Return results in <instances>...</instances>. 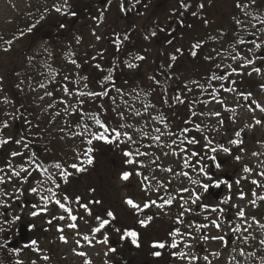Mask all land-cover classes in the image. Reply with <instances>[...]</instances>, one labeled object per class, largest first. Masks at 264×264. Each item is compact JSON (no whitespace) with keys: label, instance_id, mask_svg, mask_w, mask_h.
Listing matches in <instances>:
<instances>
[{"label":"rangeland","instance_id":"rangeland-1","mask_svg":"<svg viewBox=\"0 0 264 264\" xmlns=\"http://www.w3.org/2000/svg\"><path fill=\"white\" fill-rule=\"evenodd\" d=\"M198 1L190 0L188 29L185 28L183 32L179 29L174 35L167 36L168 33H166V37H162L160 35L162 27L159 24L155 40V36L151 35L152 31L145 28L147 26L149 28L150 25V20H147L148 15H144V18L140 19L135 18L132 20L130 18L127 21L119 16V13H123L120 10L121 0H111L110 4L103 5L92 4V0H67V4L65 0H0V129L3 128V122L7 121L9 127L3 128L6 133H10L12 129H19L22 134H25V124L19 114V100L27 101L28 105L32 104V107H35L37 112L44 116L45 121H48V124L43 123L44 128L41 132L48 133L45 135L49 146L48 152L44 153L45 149L42 150L43 146H39L42 138H37L33 145L27 144L28 147L22 156L12 157L11 153L14 151L22 153L24 150L22 147L24 145L23 142L21 144L14 142L12 144L14 145L13 147H6L5 153L3 155L0 154V169H3V171H0V176L5 178V183L0 184V208L8 206V194L14 193L15 195L19 184L23 185L24 191L26 189L32 200L38 201V205L45 204V201L41 199L42 196H51L48 189L51 188L54 191V186L49 187V181L48 183L43 179L40 181L37 175L32 174V166L35 167V164L29 163L32 159H35L36 163H40L38 159L43 158V156L58 157L62 163H65V171L70 170V165L75 164V162L80 163L81 167H88L83 154L78 152L85 149L88 140L86 137L90 136L91 132L100 131L95 122L90 119V116L94 115L92 112L101 113L98 108L100 96L89 97L87 95H79V93L101 92L100 90L97 91V88L92 85V80L95 81L97 79L95 77L96 74H99L102 80L109 81V79L103 77V74L108 69L107 59L110 56L111 43H107L106 33L111 36L118 30L120 32L123 30L121 28L123 24L127 22L129 25L127 27L132 28L133 33L131 36L134 40L125 45L123 44V49L118 55L120 60L115 63L117 75L113 79L114 84L108 85L111 94L110 96H104V99L109 100L108 104L113 110L102 104L103 109L111 117L103 120V122L109 124L112 119V122L118 125L119 129H117L121 132L130 133L136 143L133 144L121 136L119 141L109 143L110 147L100 145L96 140H93V144L90 146L94 150L92 152L93 156L96 155L98 157V155L103 153L104 163L106 164L105 169L110 173L107 177L112 176L114 178L112 180L113 184L110 185L111 195L109 196V202H111V199L116 202L113 201L115 203L112 204L113 206L109 205L111 210H118L122 213L126 209L132 215L144 217L148 211H153L152 208L154 206L147 208L149 210L141 214L140 211L138 212L136 209L131 208L125 201L132 199L142 207L146 201L156 200L157 203H162L163 201L160 197L166 199L169 195L175 196L176 200L171 206H165L164 209L155 207L157 211L153 213L155 214L153 215L154 218L152 217L154 228L151 230L156 235L157 233L159 234L158 236L160 237L158 238L169 237L161 233L160 230L165 231L164 227L170 224L172 226L178 224L176 222L177 216L183 211L180 207L182 201L179 197L182 195L187 199L189 196V193H179L178 190L182 187H188L196 188L200 195L205 192L197 185L191 184L188 178L183 176L173 177L172 173L162 171L161 168L170 167L174 172L187 171L192 179H198L202 183H209L210 181L202 174L198 175L191 168L182 169L183 160L181 157L183 154L179 152V148L186 147L189 152L195 150L202 155L207 153L209 156L226 157L228 159L227 166L218 168V171L219 173L225 171L230 173L232 169H236L235 173H233V179L230 181L232 188L229 190L227 184H223L224 190L219 199L215 201L211 198L209 201L211 206L224 208L226 210L225 213L222 215L213 213L211 208L208 211L200 209L201 213L198 212L197 214L185 213L183 217L184 223H179V225L183 228L185 225L183 233L192 231L193 236L196 238L191 239L181 235L180 237H183V239H180L182 241L177 252L183 251L200 258L192 261V264H206L203 260L205 255L209 257L211 264H260V258L264 256V246H261L259 241L264 239V229H261L257 224H253L249 229V233L255 239H249L248 243H242L233 239V234L227 225L225 217L231 219L233 223H239L236 220L238 208L233 207V205H239L240 208L245 210L249 223H252L251 217H255L259 223L264 224V201L257 199L256 206L250 204V200L256 199V197L252 196L253 191L259 195H264V187L257 188L251 184V179H261V182L264 183V178H258L255 173L248 174L243 172L245 165L256 171H264V112H261L259 108L250 103V101L254 100L264 107V60L258 59V57H261L260 53H258L259 50L251 43L255 41L261 45V48H264V24H262L261 28H243L242 26L245 24V21L242 20L243 14L238 13L237 15L232 9L229 12L232 4L227 0L206 1L207 8L201 20L198 12H196ZM71 2L79 5L90 2L93 14L97 12L98 15H101V11H103V17L102 19H100V16L92 18V16L84 14V18L80 19L76 24L78 30L76 39L69 34L57 38L54 36L53 29L56 28V23L60 24L65 21L64 15L68 13ZM125 6H128L127 2H125ZM158 6L163 14L164 4H159ZM56 7H60L61 12H57L55 10ZM144 11L151 12L147 8ZM193 12L197 14L193 16ZM165 15L159 16L162 22L163 20L164 22L166 21ZM237 21H241V23L238 24ZM105 27L109 29L108 32L105 31ZM127 27L124 29L125 31H127ZM30 28L31 31H29ZM224 30L229 36H226ZM193 31L196 32L195 36L192 35ZM245 36H252V40L246 41ZM240 40H244L245 43H239ZM8 41H11V44L7 43ZM197 42L201 44V47L193 49V45ZM232 42L234 43L233 48L231 47ZM218 47L222 50H231L230 54L224 56L220 51L218 52ZM5 49L8 50L5 51ZM177 49H180V51H177ZM249 49L253 51L249 52ZM192 51L197 54L193 56L191 54ZM125 52L126 54L124 55ZM261 52L264 53V49ZM137 55L144 57L142 62L156 61V59L157 61H167L168 59L172 60V56H176L173 72L178 77H182L177 81L178 92L173 93L171 90L173 87L170 85L172 83L158 81L159 83L153 84L155 97L151 98L148 92V85L141 79L143 74L139 72L140 69L137 70V61L140 60L137 59ZM233 55H236L237 59L233 60ZM212 56L217 58L215 60L207 59V57ZM240 57L253 59L255 63L248 67H241L244 60ZM182 59L185 61H182ZM72 61H75V63ZM129 64L136 66L130 68L128 67ZM97 65L100 67L98 68ZM218 65L227 71L228 76H224L226 78L223 79L225 82V84L223 82L225 85L224 90L219 94H211L212 92L207 91L206 86L212 87L217 84L216 87L219 90L222 88L221 83L218 84L216 80L208 79V73H215L214 69H217ZM253 67H260L261 73L252 72ZM70 68L74 71L71 72ZM60 69H62L61 75H59ZM233 69L236 71L233 72ZM69 72H71L72 77L66 79L64 76L66 73L70 75ZM249 72H252V74L249 75ZM158 73L155 72L154 75L162 77V73L160 71ZM90 74L92 75L90 76ZM85 77L87 79H84ZM26 81L28 82L26 83ZM59 82L64 83L71 95L65 93L64 87H59ZM238 82H241V86ZM147 83L149 84L150 81H147ZM50 85L52 89L49 87ZM163 87L168 92H163ZM117 89L120 91L118 92ZM226 89L234 90L228 91ZM23 90L26 94H18L22 93L21 91ZM47 93H51V95ZM248 93H251V96L246 101L241 94L246 95ZM172 95L178 97V99L173 101L171 111L163 110L160 107V102L166 104L164 99ZM5 99H7V102H5ZM122 101L124 102L121 105ZM77 103L82 104V106L86 105V103L87 105L83 109L85 115L82 117V121L80 122L77 119V124L80 123L82 127L77 126L76 131H74L71 127L72 124L70 125V123H73L71 118L72 110L70 109H73L75 104L77 107ZM192 104L196 105L193 110L190 109ZM145 105H150V107L145 109ZM137 111L141 115H136ZM119 113H123V117ZM193 113H196V115H193ZM215 113H219V115L217 116ZM127 116L129 119H127ZM189 119L190 123L187 122ZM257 120L262 123L257 124ZM85 124L89 125L87 131L83 127ZM197 124L200 125V131H196ZM121 125H132V127L121 128ZM46 126L47 128L45 129ZM156 128H160L161 133H163L160 142L143 137L144 132L148 133L149 136L158 135L155 131ZM140 129L142 131H138ZM184 129H188V131L183 132L182 130ZM61 130L65 132L59 133L58 131ZM170 132L175 135H169L168 133ZM237 132L240 133L239 137L236 136ZM29 133L31 134L32 132L29 131ZM17 135L15 140L20 139L21 133ZM185 136L188 138L195 137L200 143L197 145H180L179 139H183ZM59 138L60 141H62L61 138H72L68 144L71 147L66 148L67 145H60L59 142L54 141ZM77 139L79 140L77 141ZM173 140H176L177 143L173 144ZM208 140H211L212 144L206 147ZM232 140L242 141V143L234 145L230 143ZM163 144L171 147L161 146ZM148 145H151L152 148L148 147ZM221 145L229 148L230 153H225L221 149ZM210 147L217 148V151L212 153ZM106 148L109 151H104ZM137 148L141 152L149 153L147 156L134 155L132 157V159L143 161L144 165H146L145 167H140L135 163H126L129 157L124 156L123 153L125 151L135 153ZM8 149L11 151H8ZM33 153H35V157H33ZM164 153H168V155H164ZM253 153H257V155L254 156ZM77 154L79 155L78 157L76 156ZM236 156H240L241 159L237 161L235 159ZM156 157H159L156 161V164L160 165L159 168L156 167V164L151 163ZM196 159L194 157L193 162ZM81 161H84V163L81 164ZM208 161L205 159L203 163L207 165ZM9 162L11 163V168L8 167ZM135 166L145 171V173L141 172V176H148V185H152L148 191H142L139 199L137 194H134L138 193L139 189L137 188L138 190L132 192L127 186L129 184L127 182H131L137 187L135 179L139 175H135L137 172V169H134ZM21 168H27L31 172L29 179L32 180L35 177L27 187L23 179L27 175L25 172H21L20 177L12 176L13 170L20 171ZM48 170L57 174L62 172L59 169H55L54 166H51ZM74 170L75 172L77 171L76 169ZM125 171L131 173L128 180L121 178ZM206 171H208L207 168ZM58 175L61 177V174ZM9 176H11L10 180L8 179ZM244 176H247L248 179H242L241 183L237 185L235 181ZM62 179L65 178L63 177ZM221 179L217 173L216 180ZM143 182L144 179H142ZM158 184L164 185L159 191H157ZM34 187L38 190L36 193L31 192ZM240 191L246 194L244 200L238 199ZM82 194L85 195V191ZM101 196L99 200H102ZM229 196L232 199L227 204L221 203ZM94 200L98 201L95 198ZM47 203H53V198ZM202 203L198 201V204ZM186 207L193 208V205H186ZM96 210L94 212L100 215L101 210L99 208ZM205 215L208 216L209 220L220 215L224 232L228 234L226 236V239L229 240L228 247H223L220 241L209 240L204 242L200 239L203 235H220L221 233L215 228L209 226V228L201 229L197 232L195 228L188 227L191 222L195 224L207 223L208 221L204 219ZM0 218L3 219L4 217L0 215ZM63 222L65 220H61L58 223L61 225ZM160 223L163 224L160 225ZM171 238L170 236L169 239ZM185 244H191V247H185ZM240 248H243L245 253L255 252L256 256L254 258L240 256ZM233 249L236 250L234 251ZM101 252V249L97 250L99 255H101ZM213 253L217 255H212ZM172 264H189V260L175 257Z\"/></svg>","mask_w":264,"mask_h":264},{"label":"flooded vegetation","instance_id":"flooded-vegetation-1","mask_svg":"<svg viewBox=\"0 0 264 264\" xmlns=\"http://www.w3.org/2000/svg\"><path fill=\"white\" fill-rule=\"evenodd\" d=\"M206 1L214 0H199L197 3L196 12H198L199 19L201 20L205 14V9L207 8ZM227 1L232 4L229 9V12H231L232 9L233 12L235 11L237 15L238 13L243 14L242 20L245 21V24L242 26L243 28L252 29L254 27L253 25H255L256 28H261L262 24L260 23V21L264 20V0H255V3H253L252 0ZM126 2L128 4L130 0H126ZM185 3L189 4L190 0H185ZM92 4L100 3L99 0H92ZM92 4H90V2H86L79 5L78 3L71 2V4L69 5L68 13L64 15L65 21L62 23L59 22L60 24L56 23V28L53 29L54 36L58 38L59 36L63 37L66 34H69L71 37L76 39L78 33L76 24L80 19L84 18V14L92 16V18L100 16L97 14V12L93 14V10L91 9ZM159 4H164L163 14H166L164 16L166 21L164 22L163 20L164 23L159 17L163 15L158 6ZM201 4H203L202 8L199 7V5ZM238 4L242 5V7H238ZM145 8L151 10V12L144 11ZM72 12H75L76 15H71ZM144 15H148L147 20H150L149 28L148 26L145 27L146 30L149 29L152 32L155 31L157 34V27L160 24L162 27L160 35H162V37H166V33H168L167 36H169L176 34L179 29L182 32L185 28L188 29L190 7L187 10L182 8L180 5V0H142V3L138 4L134 10L119 13V16L121 18H124L126 21L130 18H132V20H134L135 18H144ZM68 20H70L69 23H67ZM61 25H63V27H61ZM247 25H249L250 27ZM127 26L129 25L127 22H125L121 27L123 28V30L119 32V30L117 29L118 34L124 35L128 33L132 28H129ZM126 27L128 28L127 31L124 30ZM105 31L108 32L109 29H106L105 27ZM106 34V41L108 43L110 41V36L108 33ZM248 37L249 41L252 36ZM156 38L157 35H155V40ZM262 49L264 48L258 49V53H260L261 56H264V53L261 52ZM142 61L143 60L137 61V70L140 69L139 72L143 74L141 79H143V82H146V85H148V92L151 98L155 97V90L153 89V84L157 83V81L174 82L179 81L182 78L180 76L178 77L175 72H173V60L168 59L167 61H157L156 59V61ZM182 61L185 60L182 59ZM70 71L73 72L74 70L71 69ZM158 71L162 73V77L154 75V73H158ZM61 72L62 69L59 70V75L62 74ZM71 72H69L70 75L66 73L64 77L66 79H70L72 77ZM147 81H150V83L148 84ZM70 83L72 84V82ZM59 87L65 88L64 83L59 82ZM75 107L76 104L73 107L74 110L70 109L72 110L71 118L73 121V123H70V125L72 124L71 127L74 131H76L77 126L82 127L80 123L77 124V119H79L80 122L82 121V115L79 117L76 116ZM30 111H32L33 113L31 114L26 112V114L29 116H27V118H23V123L25 124L26 130L25 134H22V131H19V129H12L10 133H6L5 130L2 133L1 131L3 130L0 129V140L11 138L10 142L8 144H5L6 147L11 148L14 146L12 144L15 141V137H17V134L19 133H21V137L19 140H22L24 144L26 143L31 145L35 143V140L37 138H42V141L40 142L39 146H43L42 150L45 149L44 153H47L49 146L47 145L48 141H46L47 136L45 134L48 133H42L41 131L44 128L43 123L48 124V121H45L44 116L40 115L39 112H37V109L31 108ZM107 125L109 126V124ZM46 128L47 126L45 127V129ZM29 131H31L32 133L30 134ZM58 132L62 134L65 131L61 130ZM86 138L90 139L91 137L87 136ZM61 140L62 141H60L59 138L55 139L54 141L59 142L60 145H67L66 148L71 147V145L68 144L70 143L72 138H61ZM78 140L79 139H77V141ZM96 142L100 145L110 147L109 143H105L104 141L96 140ZM86 146L85 149L87 150V148L91 145L87 143ZM22 147L24 148V150L22 151L23 153L26 148L24 146ZM85 149L83 151L80 150L78 153H82L83 158L86 160L87 157L85 155ZM8 151L11 150L8 149ZM104 151L109 150L108 148H106ZM0 154H2L1 150ZM76 156L78 157L79 155L77 154ZM91 156L93 157V163L91 165H88V167L85 168V171L75 172L73 168L67 171L70 174L66 177V182L65 179H62V175L61 177H59L58 175L64 172L66 169V167L64 166L65 163H62L58 157L43 156V158L38 159L40 160V163L38 164H41L42 169H48L51 168V166H54V164L56 163H61V168L59 170H61L62 172L58 174L53 173V171L49 170L47 171V173H44L42 170H38L39 172L37 173V169L32 166V174L35 176L37 175V177H39L38 180L42 181L43 179L46 183H48L49 181V187L54 186V192L56 193V196L53 198V203H47L46 211H43V209L45 208V204L38 205V201L35 199L32 200V198L29 197V194H27L26 189L24 191L23 185L21 184H19V186L17 187L15 195L14 193L11 195L8 194V206L5 208H0V215L4 217L3 219L0 218V229H3L2 231H0V245H3V247H0V264H17V262H20V264H85V261H89L90 264L173 263V261L175 260V256H173L172 253L175 251L177 252V249L178 247H180L182 241L180 239H183V237L177 236L175 238L178 242V247L175 249L170 247H166L165 249H156L152 247V244L156 241L171 243L173 238L169 239V233L172 232L175 228H179L181 233H183L185 225L184 228L180 226L179 223L174 226L170 224L169 226L164 227L165 231L161 229L160 232L164 233L165 235H168L169 237H163L165 239H161L158 238L160 237L158 236V233L156 235V233L151 230L154 228L153 219L147 223V226H141L139 223L140 220L147 219L148 216L153 217V215H155L153 214L157 211L155 206L154 208H152L153 211H148L149 209H144L143 211H140L141 214L148 211L144 217L135 214H133V217V215L126 209L125 212L123 210L122 213L118 210L112 211L109 205L115 204L113 203V201L115 200L111 199V202H109V196L111 195L110 185L113 184L112 180H114V178L112 176L107 177L110 173L105 169L106 164L104 163L103 153L102 155H98V157L96 155L93 156V153H91ZM75 164L78 163L75 162ZM78 165H80V163ZM134 169H137V172L140 173L139 177L135 179V181H137V187L131 182H127L129 183L127 186H129L132 192H135L139 189L138 193H134L137 194L139 199L141 197L142 191H145L143 188L148 185V182L144 181L142 183V179H144V176H141V172L145 173L144 170H142L141 168L138 169L136 166L134 167ZM233 170L235 172V169H232V171ZM217 173L219 174L218 169H216V174ZM49 176H51V179H49ZM214 179H217V175ZM32 180L29 179V176L26 180L24 179L26 187L29 186ZM209 183L211 184L212 182ZM57 184H59L58 188L56 187ZM83 191H85V195L82 194ZM128 193H130V191H128ZM134 194L132 195L133 197ZM100 195H102V200H99ZM65 196L68 197V200H64ZM202 197L205 198V201L208 200L204 204L208 205L209 208L215 207L210 205L209 201L211 199V196H207L205 195V193H203L201 194V198ZM94 198L100 201L99 205L97 201L94 200ZM55 199L61 200V202L65 203L67 207L71 208L72 215H75L77 217V220L74 222L71 221L68 217V214L65 213L63 209H61L57 204L54 203ZM82 205H87L88 211H86L85 208L82 207ZM97 208L101 210L100 215L94 212L97 211ZM193 209H195L194 205ZM109 211L114 214V220L111 217L107 216V213ZM33 212H36L38 214L33 216ZM89 212L91 214H89ZM198 212L201 213V210H199ZM60 216L65 217V219H63L65 220V222H63L61 225H59L58 223L59 221H61L60 219H58V217ZM97 216H99L101 219H108L110 221V223L98 233L93 232V229L98 227L100 223V221L96 219ZM16 217H19V219H15ZM49 221H51V223H49ZM69 223H75L77 225V228L72 229L67 227ZM161 224L163 223H160V225ZM20 226H23V229L25 230V240L23 242L19 241L18 238ZM58 228H63V232L58 231ZM126 230H135L138 233L139 247L132 243L130 237L122 238ZM61 235L66 237L67 243L61 241ZM84 235L89 236L91 244L82 239ZM105 236H107V243L98 242L103 241ZM15 240L16 244L12 245L11 243ZM33 240L37 242L35 245L32 244ZM77 240L80 241L79 245L76 243ZM8 244H11V246H8ZM98 249H101V255L97 253ZM109 249H115V251H109ZM155 251H160L161 255L159 257L154 256L152 253ZM80 252H84L86 255L81 256L78 254ZM44 257H47V259H45Z\"/></svg>","mask_w":264,"mask_h":264},{"label":"snow or ice","instance_id":"snow-or-ice-1","mask_svg":"<svg viewBox=\"0 0 264 264\" xmlns=\"http://www.w3.org/2000/svg\"><path fill=\"white\" fill-rule=\"evenodd\" d=\"M104 2H105V4H110L111 0H104ZM125 2H126V0H121L120 7H121V11L122 12H128V11L134 10L138 4L142 3V0H130V2L128 3V7H125ZM252 2L255 3V0H252ZM65 3L67 4V0H65ZM180 5L185 10H187L190 7L189 4L185 3V0H180ZM237 6L238 7H242V5H239V4ZM199 7L202 8L203 4L199 5ZM55 10L57 12H61V8L60 7H56ZM196 14H197L196 12L192 13L193 16H195ZM71 15L75 16L76 13L72 12ZM102 17H103V11H101L100 19H102ZM237 23L240 24L241 21H237ZM260 23L264 24V20H261ZM253 26L255 27V25H253ZM61 27H63V25H61ZM29 31H31V28L29 29ZM151 35L155 36L156 32L153 31L151 33ZM145 38L147 39V37H145ZM97 39H99V37H97ZM124 39L126 40V39H128V37L125 36ZM117 40H119V37H117ZM7 43L11 44V41H8ZM169 43H171V41H169ZM239 43L243 44V43H245V41L244 40H240ZM251 43L254 44L256 49H260L261 48V45L259 43H256L255 41H252ZM200 47H201V44L199 42H197L196 44L193 45V49H198ZM7 50L8 49H5V51H7ZM177 51H180V49H177ZM248 51L252 52L253 50L249 49ZM191 54L193 56H195L197 53L195 51H192ZM240 58L244 60V63L241 65V67H248L249 65H252V64L255 63V60H253V59H248V58H245V57H240ZM137 59L143 60L144 57L143 56H138ZM171 59L174 61L176 59V56H172ZM207 59H211V57H207ZM232 59L233 60L237 59V56L233 55ZM258 59L264 60V56L258 57ZM72 62L75 63V61H72ZM135 66L136 65H134V64H129L128 65V67H130V68L131 67H135ZM97 67L99 68L100 66L97 65ZM218 67H219V65H218ZM232 71L235 72L236 70L233 69ZM252 72L260 74L261 73V68L260 67H253L252 68ZM252 72H249L248 74L251 75ZM225 78L226 77H224L222 75L221 76H217L215 74H213V76L211 77V79H214V80H223ZM84 79H87V77H85ZM106 79H111V76L106 77ZM157 83H159V82L157 81ZM233 83H234V81H233ZM226 90L233 91L234 89H226ZM64 91H65L66 94L71 95V93L69 92L67 87H65ZM117 91L119 92L120 90L117 89ZM47 94L51 95V93H47ZM79 95H82V96L83 95H87L89 97H96V96H106V95H108V93L106 91L99 92V93H97V92H88V93H79ZM241 95H243L244 100L248 101L249 97L251 96V93H248L246 95H244V94H241ZM177 99H178V97H177ZM5 102H7V99H5ZM81 103H83V101H81ZM250 103L254 104L256 106V108H259V110L261 112H264V107H262L261 105L256 103V101L253 100V101H250ZM148 107H150V105H145V109H147ZM135 114L138 115V116L141 115V113L139 111H137ZM119 115L121 117H123V113H119ZM193 115H196V113H193ZM215 115L218 116L219 113H215ZM90 119H92L95 122V124L98 126L100 131L91 132L90 133L91 138L87 140V143L89 145L92 144L93 140H100V141H104L105 143H114L116 141H119L121 136H123L127 141H129V142H131L133 144L136 143V141L133 140V137H132V135L130 133H128L126 131L125 132H121V131H119L116 128H110L107 124L102 122L95 115H91ZM256 123L260 124L262 122L260 120H257ZM2 127L3 128L9 127L7 121L3 122ZM83 127H84V129L86 131L89 129V125H87V124H85ZM123 127H132V125H127V126L121 125V128H123ZM138 131H142V129H140ZM155 131H156V133H158V135L149 136L148 133L144 132L143 133V137L151 139V140L156 141V142H160L161 141V135H163V133H161V129L160 128H156ZM182 131L183 132H187L188 129H184ZM196 131H200V125H198V124L196 125ZM168 134L169 135H175L174 133H171V132L168 133ZM236 136L239 137L240 133L237 132ZM177 139H179V137H177ZM205 139H207V138H205ZM10 140H11V138L0 140V146H2L4 144H8L10 142ZM14 142L17 143V144H21L22 140H15ZM172 143L176 144L177 141L173 140ZM199 143H200V141L197 140L195 137L188 138L187 136H185L183 139H179V144L180 145H185V144L186 145H197ZM230 143L235 145V144H238V143H242V141L232 140V141H230ZM211 144H212V141L208 140L206 147L210 146ZM23 146L25 148L28 147V145L26 143ZM161 146H163V147H171L170 145H167V144H163ZM148 147H151V145H148ZM220 147L225 153H230V149L229 148L223 147L222 145ZM93 151L94 150L91 147H89L86 150V153H85V155L87 157L86 163L88 165H91L93 163V157L91 156V153ZM210 151L212 153H215L217 151V148L210 147ZM179 152L181 154H183L182 157H181L182 160H183L182 169L183 168H191L193 171L197 172L198 175L202 174L208 181H210L212 183L211 184L210 183H202L198 179H192L191 176L189 175V172L183 171V170H181L180 172H174L173 169L169 167V168H161L162 171H167V172L172 173L173 177H175V176L186 177V178H188L190 180L191 184L197 185L199 188H202L204 192H207L209 190V188L212 187V186L220 187L222 184H227V187L229 188V190H231L232 184L230 182H228L226 180H223V179L215 180L214 177L211 174H209L208 171H206L207 165H205L203 163V160L207 159V160H211L213 162H216V157L215 156H209V155H207V153L202 155L200 152L195 151V150L189 152L186 147H180L179 148ZM123 154H124V156L129 157V159L126 161L127 164H134L135 163V164H138L140 167H145L146 165H144L143 161L132 159V157L134 155L135 156H147V155H149V153H147V152H141L139 150V148L136 149L135 153H133L132 151H125ZM22 155H23V153L16 152V151L11 153L12 157L22 156ZM164 155H168V153H164ZM253 155L255 156V155H257V153H253ZM33 157H35V153H33ZM194 157L197 158L195 160V162H193V158ZM158 159H159V157H156L154 160L151 161V163L156 164V161ZM235 159L237 161H239L241 159V157L240 156H236ZM29 163L30 164H35L36 169L37 170H42L44 173H47V171H48V169H46V168L42 169L41 165L36 163L35 159L30 160ZM83 163H84V161H81V164H83ZM215 166L216 167H220L221 165L219 163H216ZM8 167L11 168V163L10 162L8 164ZM54 167L57 168V169H60L61 168V164L60 163H56V164H54ZM70 167L76 169L77 171H85L86 170L84 167H81L78 164H72V165H70ZM156 167L159 168L160 165L156 164ZM0 171H3V169H0ZM21 172H25L27 174L23 178L25 180L27 179L28 176L31 175V172L27 168H21L20 171L13 170L12 171V176L20 177V173ZM243 172L244 173H248V174L255 173V175L258 178H264V171H256L255 169H253V168H251V167H249L247 165H245L243 167ZM69 174L70 173H68L67 171H64V172L61 173V175L65 178V182H66V177ZM136 174L140 175L139 172H137ZM130 175H131L130 172L125 171L122 174L121 178L123 180H128ZM8 179L10 180L11 176H9ZM49 179H51V176H49ZM153 179H155V177H153ZM242 179H248V177L247 176L241 177L240 179H237L235 181V183L237 185H239L241 183ZM148 180H149V177L148 176H144V181H148ZM250 182H251V184L255 185L257 188L264 187V183L261 182V179H251ZM3 183H5V178L0 176V184H3ZM169 183H171V181H169ZM56 187L58 188L59 184H57ZM151 187H152V185L149 184V185L145 186L144 190L148 191ZM161 187H164V185L163 184H158L157 185V191H159V189ZM37 191L38 190L35 187L31 189V192H33V193H36ZM178 191H179V193H189V196H188L187 199H185L182 195L179 197L180 200L182 201V203L180 204V207L183 209V211H181L180 214L177 216V219H176L177 223H180V224L184 223L183 217H184L185 213H190L191 212L193 214H197L200 209H203L204 211H208L209 210V206L206 205V204L198 205V201H201V195L197 191L196 188L182 187ZM48 192L51 193V196H42L41 197V199L45 201V208L43 209V211L47 210V202L50 199H52V198H54L56 196V193L51 188L48 189ZM252 196L256 197V199L250 200V204L252 206H256L257 199H259L260 201H264V195H259L255 191L252 192ZM245 198H246V194L243 191H240L239 195H238V199L244 200ZM160 199L163 201L162 203H157L156 200H151V201H146L143 204L142 207H141L140 204L134 202L132 199H127L125 201V203L128 204L131 208L136 209L139 212V211H143L144 209H147V208L152 207V206L164 209L165 206H171L173 204L174 200H176V197L172 196V195H169V196H167L166 199L164 197H160ZM231 199H232L231 196H229V197L225 198V200L222 201L221 203L227 204ZM64 200H68V197L65 196ZM77 202H78V199H77ZM54 203L57 204L61 209H63V211L65 213L68 214V217L70 218L71 221L74 222V221L77 220V217L75 215H72V209L67 207L65 205V203H62L61 200L55 199ZM97 203H99V201H97ZM186 205H198V207H197V209H193L192 207H186ZM82 207H84L85 210L88 211L87 205H82ZM233 207L238 208V211L236 212V220H238L239 223H233V221L231 219L225 217V220L227 221V225H228L231 233L233 234V239L234 240H239L242 243H248L249 239L254 240L255 237L252 236L251 233H249V229L252 227L253 224H257L261 229H264V224L259 223V221H257L255 217H251L252 223H249L248 222V217L246 216L245 210L243 208H240L239 205H233ZM225 211L226 210L224 208L219 207V206L211 208V212L219 213L221 215L224 214ZM37 214L38 213H36V212L32 213L33 216H35ZM89 214H91V213L89 212ZM107 216L111 217L113 220L115 219V216H114V214L111 211H109L107 213ZM15 219H19V217H16ZM58 219L63 220V219H65V217L64 216H60V217H58ZM96 219L100 221L99 226L93 229V232H96V233L100 232L106 225H108L110 223V221L108 219H101L99 216H97ZM204 219H205V221H208V222L207 223H202V224H195L194 222H191V223H189L188 227L189 228H195V230L198 232L201 229H207V228H209V226H211V227L215 228L221 234L220 235H213V236L203 235V236L200 237V239L202 241H204V242H207L209 240L220 241L223 247H228L229 246V240L226 239V236L228 234L224 232L223 223H222V221L220 219V215H217L216 218L211 219V220H209L208 216L205 215ZM151 220H152V217L148 216L147 219H142V220L139 221V223H140L141 226H147V223L150 222ZM49 223H51V221H49ZM67 227L75 229V228H77V225L75 223H69L67 225ZM2 230L3 229H0V231H2ZM58 231L63 232V228H58ZM246 233H247V235H246ZM169 235L173 238L171 243H166V242H163V241H156V242H153L152 247L156 248V249H165L166 247H170V248L175 249V248L178 247V242L176 241L175 237L184 235V236H187V237H189L191 239H195L196 238L195 236H193L192 231H189L187 233H181L179 228L173 229V231L170 232ZM129 237L131 238L132 243L135 244L137 247H139V244H138V233L135 230H126L124 232L122 238H129ZM60 239H61V241L67 243V239L63 235H61ZM82 239L84 241L88 242L89 244H91V240H90L88 235H84L82 237ZM98 242L107 243V236L104 237L103 241H98ZM36 243L37 242L35 240L32 241L33 245H35ZM76 243L79 245L80 241L77 240ZM259 244L261 246H264V239H261L259 241ZM0 247H3V245H0ZM185 247H189L190 248L191 244H185ZM233 250L235 251L236 249H233ZM109 251H115V249H109ZM78 254L81 255V256L86 255L84 252H80ZM152 254L154 256H156V257H159L161 255V252L160 251H155ZM172 255L175 256V257H178L180 259H188L189 260V264H192V261H196V260L200 259L198 256H196L194 254L186 253V252H183V251L173 252ZM212 255H217V254L213 253ZM239 255L240 256H248V257L254 258L256 256V253L255 252H247V253H245L244 249L240 248L239 249ZM44 258L47 259V257H44ZM203 260L206 262V264H211V262L209 261V257L207 255H205L203 257ZM17 264H20V262H17ZM85 264H90V262L89 261H85ZM260 264H264V256H262L260 258Z\"/></svg>","mask_w":264,"mask_h":264},{"label":"trees","instance_id":"trees-1","mask_svg":"<svg viewBox=\"0 0 264 264\" xmlns=\"http://www.w3.org/2000/svg\"><path fill=\"white\" fill-rule=\"evenodd\" d=\"M225 31V30H224ZM225 33H226V36H229L228 34H227V32L225 31ZM193 36H195L194 35V33H193ZM117 37H119V40H117ZM124 37L125 36H123V35H112L111 36V43H110V56L108 57V59H107V70L105 71V73L103 74V77L104 78H106V77H109V76H111V79H109V81H106V80H102L101 79V77H100V75L99 74H97L95 77L97 78L95 81H93L92 80V82H93V85L96 87V88H98V89H100V91L101 92H104V91H106L108 94L110 93V88H109V86L108 85H111V84H114V80L113 79H115L116 78V75H117V73H116V62H118V60H120L119 59V57H118V55H119V53L121 52V50L123 49L122 47H123V44L125 45L126 43H127V41H128V39H124ZM128 37V36H127ZM204 38H206V36H204ZM233 46H234V43L232 42V48H233ZM232 48H230V49H232ZM218 52L220 51V53L221 54H223L224 56H227L228 54H230V51L228 50V49H226V50H222L221 48H219L218 47ZM126 54V52L124 53V55ZM123 55V56H124ZM217 57L216 56H212L211 57V59H213V60H215ZM224 58H228V57H224ZM215 70V73H213V72H209L208 74V79H211V77L213 76V74H215V75H217V76H228V73H227V71H225L224 69H222V67H218L217 69L215 68L214 69ZM100 77V78H99ZM211 80H213V79H211ZM218 82V84L219 83H221V85H222V88H221V90H219L218 89V87H216V85L217 84H214V86H212V87H208V86H206V88H207V91H210V92H212L211 94H216V93H220L222 90H224V84H225V82L223 81V80H216V83ZM223 82H224V84H223ZM238 84H240V86H241V82H238ZM173 88L171 89L172 91H173V93H177L178 92V86H177V81H174L172 84H170ZM177 86V87H176ZM248 86H250V85H248ZM51 87V86H50ZM52 88V87H51ZM182 89V88H181ZM162 91L163 92H168L167 91V89L165 88V87H163L162 88ZM22 93H18V94H22V95H24V90L23 91H21ZM205 96H206V94H205ZM103 97L104 96H100V103H99V105H98V108H99V111L101 112V113H97V112H93V114L97 117V118H99L102 122H103V120H106V119H109V118H111L110 117V115L108 114H106L105 113V109H103L102 107H101V102L103 101ZM175 99H177V97L176 96H174V95H172L171 97H167V98H165L164 99V102L166 103V104H164V103H162V102H160V107L163 109V110H165V111H171V107H172V105H173V101H175ZM155 102V101H154ZM19 104H20V111L21 112H28V113H33L32 111H30V109L31 108H34V107H32V104H30V105H28L27 104V101H23V100H19ZM170 105V106H169ZM195 106L196 105H193L192 104V106L190 107V109H194L195 108ZM77 107L79 108H77L76 109V116L78 117L79 115H80V108L82 107V104H77ZM23 114V113H22ZM188 115V114H187ZM190 121V119L189 120H187V122L188 123H190L189 122ZM114 124V122H112V119H111V123H109V126H110V128H113V125ZM31 145H33V144H31ZM5 147V144L4 145H2V146H0V149L2 148V147ZM5 148L2 150V155L5 153ZM226 161H227V163H228V159L226 158Z\"/></svg>","mask_w":264,"mask_h":264},{"label":"water","instance_id":"water-1","mask_svg":"<svg viewBox=\"0 0 264 264\" xmlns=\"http://www.w3.org/2000/svg\"><path fill=\"white\" fill-rule=\"evenodd\" d=\"M100 3L103 4L104 0H100ZM215 157H216V162L215 163L212 162V161L208 162V172L213 177H215V164L219 163L221 166H223L224 163H225V159L223 157H219V156H215ZM222 177L225 180H231V176L228 173H226V172L222 174ZM222 190H223V186H220V187H218L215 190L210 187L209 190H208V194L212 195L214 197V199L217 200L220 197V195L222 193ZM19 239H20V241H24L25 240V230L23 229V226H20V228H19ZM11 244L15 245L16 244V240L13 243H11Z\"/></svg>","mask_w":264,"mask_h":264}]
</instances>
